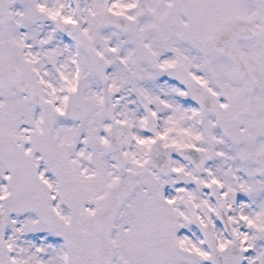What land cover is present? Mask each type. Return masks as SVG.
<instances>
[{
	"label": "snow or ice",
	"instance_id": "snow-or-ice-1",
	"mask_svg": "<svg viewBox=\"0 0 264 264\" xmlns=\"http://www.w3.org/2000/svg\"><path fill=\"white\" fill-rule=\"evenodd\" d=\"M0 264H264V0H0Z\"/></svg>",
	"mask_w": 264,
	"mask_h": 264
}]
</instances>
